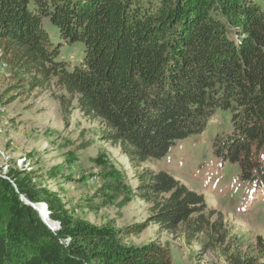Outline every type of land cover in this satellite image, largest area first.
I'll return each instance as SVG.
<instances>
[{
  "label": "trees",
  "instance_id": "16d2710c",
  "mask_svg": "<svg viewBox=\"0 0 264 264\" xmlns=\"http://www.w3.org/2000/svg\"><path fill=\"white\" fill-rule=\"evenodd\" d=\"M44 20L61 44L49 38ZM62 44L82 46L78 66L57 60ZM0 53L41 84L54 80L134 165L161 160L178 141L201 134L216 110H229L230 131L214 143L213 155L236 165L242 182L264 189L258 0H0ZM142 175L140 201L164 195L149 223L166 232L183 226L187 236L214 232L217 213L201 195L165 172ZM18 176H0V264H171L157 244L125 247L112 232L75 223L53 192ZM42 203L58 229L31 206ZM146 227L132 226L128 234ZM227 255L226 264H256L245 253Z\"/></svg>",
  "mask_w": 264,
  "mask_h": 264
},
{
  "label": "rangeland",
  "instance_id": "374dc122",
  "mask_svg": "<svg viewBox=\"0 0 264 264\" xmlns=\"http://www.w3.org/2000/svg\"><path fill=\"white\" fill-rule=\"evenodd\" d=\"M258 2L264 9V0ZM43 29L54 45L61 44L47 20ZM81 57L80 44H62L57 60L72 69ZM230 120L229 110L218 109L201 134L178 141L159 161L134 165L120 145L105 139L104 125L84 117L54 80L41 84L0 56V176L18 173L35 190L53 192L75 223L112 232L122 246L167 249L171 264H226L227 253L264 264V189L242 182L236 165L213 155ZM144 172H165L201 195L217 213L210 220L214 232L187 236L183 226L166 232L149 223L164 195L140 201L136 192ZM139 224L146 229L129 235Z\"/></svg>",
  "mask_w": 264,
  "mask_h": 264
},
{
  "label": "water",
  "instance_id": "95a60500",
  "mask_svg": "<svg viewBox=\"0 0 264 264\" xmlns=\"http://www.w3.org/2000/svg\"><path fill=\"white\" fill-rule=\"evenodd\" d=\"M22 200L24 201V203L25 204H29L25 199H23L22 198ZM32 206V208H34L38 213H39V216L42 218V220L51 228V229H55V228H57L58 227V224L57 223H51L50 221H49V219H48V214H47V210H46V208H45V205H43V204H41V206H43V208H44V210H45V212L44 213H42L41 212V210H40V208L38 207L39 206V204L38 205H31ZM51 224V225H49V224Z\"/></svg>",
  "mask_w": 264,
  "mask_h": 264
},
{
  "label": "bare ground",
  "instance_id": "6f19581e",
  "mask_svg": "<svg viewBox=\"0 0 264 264\" xmlns=\"http://www.w3.org/2000/svg\"><path fill=\"white\" fill-rule=\"evenodd\" d=\"M38 207H39V208H40V207H42V208H40V210H41V212H42V213H44V212H45V210H44L43 206H41V204H39V206H38ZM45 208H46V207H45ZM48 224H49V223H48ZM49 225H50V224H49Z\"/></svg>",
  "mask_w": 264,
  "mask_h": 264
}]
</instances>
